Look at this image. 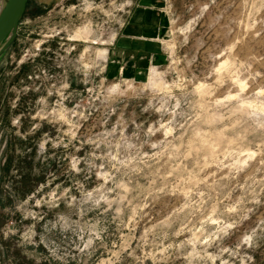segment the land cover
I'll use <instances>...</instances> for the list:
<instances>
[{
    "label": "rangeland",
    "instance_id": "1",
    "mask_svg": "<svg viewBox=\"0 0 264 264\" xmlns=\"http://www.w3.org/2000/svg\"><path fill=\"white\" fill-rule=\"evenodd\" d=\"M149 4L154 52L109 54ZM0 264H264V0H28L0 56Z\"/></svg>",
    "mask_w": 264,
    "mask_h": 264
},
{
    "label": "crops",
    "instance_id": "2",
    "mask_svg": "<svg viewBox=\"0 0 264 264\" xmlns=\"http://www.w3.org/2000/svg\"><path fill=\"white\" fill-rule=\"evenodd\" d=\"M156 10L151 4L140 9H133L112 42L109 43L112 45V48L108 47L109 54L116 52L117 56L125 54L128 59L137 60L142 54L154 52L149 48V42L158 37L159 30L163 27L160 24L159 11ZM121 67H125L124 62L120 65Z\"/></svg>",
    "mask_w": 264,
    "mask_h": 264
},
{
    "label": "water",
    "instance_id": "3",
    "mask_svg": "<svg viewBox=\"0 0 264 264\" xmlns=\"http://www.w3.org/2000/svg\"><path fill=\"white\" fill-rule=\"evenodd\" d=\"M28 0H2L0 4V56L12 44Z\"/></svg>",
    "mask_w": 264,
    "mask_h": 264
}]
</instances>
